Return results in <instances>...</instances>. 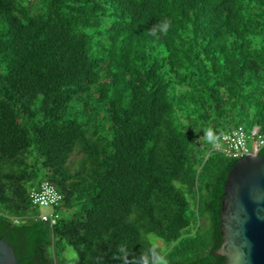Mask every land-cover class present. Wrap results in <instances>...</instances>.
I'll list each match as a JSON object with an SVG mask.
<instances>
[{"label": "trees", "instance_id": "16d2710c", "mask_svg": "<svg viewBox=\"0 0 264 264\" xmlns=\"http://www.w3.org/2000/svg\"><path fill=\"white\" fill-rule=\"evenodd\" d=\"M239 126L264 136V0H0V238L19 264H226L238 159L215 139ZM44 181L55 224L30 198Z\"/></svg>", "mask_w": 264, "mask_h": 264}, {"label": "water", "instance_id": "95a60500", "mask_svg": "<svg viewBox=\"0 0 264 264\" xmlns=\"http://www.w3.org/2000/svg\"><path fill=\"white\" fill-rule=\"evenodd\" d=\"M226 264H264V154L238 159L229 172L222 205ZM0 264H19L14 248L0 238Z\"/></svg>", "mask_w": 264, "mask_h": 264}, {"label": "built area", "instance_id": "2783aa9c", "mask_svg": "<svg viewBox=\"0 0 264 264\" xmlns=\"http://www.w3.org/2000/svg\"><path fill=\"white\" fill-rule=\"evenodd\" d=\"M222 145L217 148L218 151L227 157L240 159L250 155H259L264 148V136L260 126H255L252 130H247L243 126L231 129L221 137ZM30 198L35 208L39 209L36 215L43 222L55 224L59 218L56 213V207L61 204L63 195L55 185L44 181L39 187L31 190ZM43 208H50V213L42 212ZM18 223V220H15Z\"/></svg>", "mask_w": 264, "mask_h": 264}, {"label": "rangeland", "instance_id": "374dc122", "mask_svg": "<svg viewBox=\"0 0 264 264\" xmlns=\"http://www.w3.org/2000/svg\"><path fill=\"white\" fill-rule=\"evenodd\" d=\"M215 141L217 142L218 146L221 145V141L216 137ZM75 160V156L72 155L71 159H70V163L74 162ZM42 212L44 213H50L51 212V209L50 208H43L42 209ZM160 246H162L163 248H165V243L158 239L157 237L155 236H151ZM64 256L67 258V260H69V262L71 261L72 263L73 262H76L77 261V258H78V255L76 253V251L70 247V246H67L66 248V251H65V254ZM161 262H164L163 260H159L156 264H161Z\"/></svg>", "mask_w": 264, "mask_h": 264}, {"label": "clouds", "instance_id": "9594fccd", "mask_svg": "<svg viewBox=\"0 0 264 264\" xmlns=\"http://www.w3.org/2000/svg\"><path fill=\"white\" fill-rule=\"evenodd\" d=\"M167 26H168V22L165 23V25L163 26L162 30H166ZM206 135H207V138L209 140L213 139V134H212V132L210 130L206 133ZM161 264H163V262H161Z\"/></svg>", "mask_w": 264, "mask_h": 264}]
</instances>
